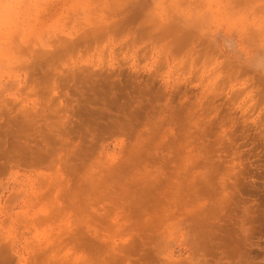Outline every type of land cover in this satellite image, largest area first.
Wrapping results in <instances>:
<instances>
[{
    "label": "rangeland",
    "instance_id": "1",
    "mask_svg": "<svg viewBox=\"0 0 264 264\" xmlns=\"http://www.w3.org/2000/svg\"><path fill=\"white\" fill-rule=\"evenodd\" d=\"M144 7L0 0V264H168L181 217L184 264H264V59L174 33L165 86Z\"/></svg>",
    "mask_w": 264,
    "mask_h": 264
},
{
    "label": "clouds",
    "instance_id": "2",
    "mask_svg": "<svg viewBox=\"0 0 264 264\" xmlns=\"http://www.w3.org/2000/svg\"><path fill=\"white\" fill-rule=\"evenodd\" d=\"M144 4L141 24L159 36L163 43L157 49L158 54L142 70L157 72L165 86L179 80L178 68L187 59L183 55L168 59L165 44L174 33L193 35L202 47L225 54V59L241 71L253 69L257 57L264 59V0H144ZM161 56H164L163 67H160ZM82 62L105 72L116 66L111 58L105 61L102 52L89 53ZM194 210L189 209V213ZM182 220L183 217L168 226V240L176 241L175 246L165 251L164 259L168 264H184L187 259L179 251L181 241L186 239Z\"/></svg>",
    "mask_w": 264,
    "mask_h": 264
},
{
    "label": "bare ground",
    "instance_id": "3",
    "mask_svg": "<svg viewBox=\"0 0 264 264\" xmlns=\"http://www.w3.org/2000/svg\"><path fill=\"white\" fill-rule=\"evenodd\" d=\"M120 28V27H119Z\"/></svg>",
    "mask_w": 264,
    "mask_h": 264
}]
</instances>
